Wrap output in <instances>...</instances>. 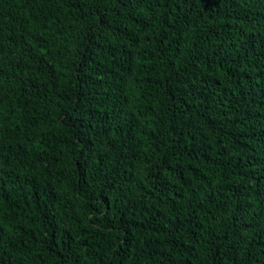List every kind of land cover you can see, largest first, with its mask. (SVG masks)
I'll use <instances>...</instances> for the list:
<instances>
[{
	"label": "trees",
	"instance_id": "trees-1",
	"mask_svg": "<svg viewBox=\"0 0 264 264\" xmlns=\"http://www.w3.org/2000/svg\"><path fill=\"white\" fill-rule=\"evenodd\" d=\"M0 264H264V0H0Z\"/></svg>",
	"mask_w": 264,
	"mask_h": 264
}]
</instances>
